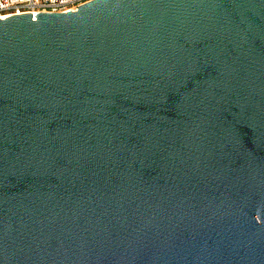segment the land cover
<instances>
[{"label":"water","instance_id":"water-1","mask_svg":"<svg viewBox=\"0 0 264 264\" xmlns=\"http://www.w3.org/2000/svg\"><path fill=\"white\" fill-rule=\"evenodd\" d=\"M0 264H264V0L0 18Z\"/></svg>","mask_w":264,"mask_h":264},{"label":"built area","instance_id":"built-area-1","mask_svg":"<svg viewBox=\"0 0 264 264\" xmlns=\"http://www.w3.org/2000/svg\"><path fill=\"white\" fill-rule=\"evenodd\" d=\"M92 0H0V18L11 15L39 12H69L76 11L81 5Z\"/></svg>","mask_w":264,"mask_h":264}]
</instances>
